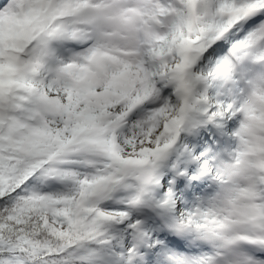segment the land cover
Returning a JSON list of instances; mask_svg holds the SVG:
<instances>
[{
  "label": "snow or ice",
  "instance_id": "snow-or-ice-1",
  "mask_svg": "<svg viewBox=\"0 0 264 264\" xmlns=\"http://www.w3.org/2000/svg\"><path fill=\"white\" fill-rule=\"evenodd\" d=\"M0 264H264V0H0Z\"/></svg>",
  "mask_w": 264,
  "mask_h": 264
}]
</instances>
